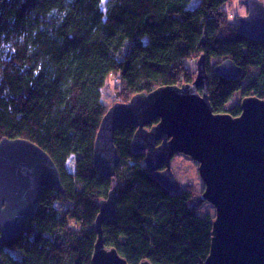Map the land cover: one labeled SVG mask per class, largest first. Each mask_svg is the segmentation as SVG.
I'll use <instances>...</instances> for the list:
<instances>
[{
    "label": "trees",
    "instance_id": "16d2710c",
    "mask_svg": "<svg viewBox=\"0 0 264 264\" xmlns=\"http://www.w3.org/2000/svg\"><path fill=\"white\" fill-rule=\"evenodd\" d=\"M200 1L193 8L192 0H109L103 8L102 0H0V141L40 146L65 189H43L35 217L4 245V264H91L99 203L113 186L117 216L103 224L106 246L129 264H206L215 214H199L194 188L173 193L146 170L145 153L131 149L136 127L116 129L114 179L94 164L110 77L127 102L194 82L190 67L205 55L215 113L239 116L240 103H231L237 93L264 98V40L240 34L231 0ZM213 58H231L241 76L211 74Z\"/></svg>",
    "mask_w": 264,
    "mask_h": 264
},
{
    "label": "water",
    "instance_id": "95a60500",
    "mask_svg": "<svg viewBox=\"0 0 264 264\" xmlns=\"http://www.w3.org/2000/svg\"><path fill=\"white\" fill-rule=\"evenodd\" d=\"M242 4L247 14L237 23L240 34L264 40V2L243 0ZM214 71L229 80L242 74L231 58L219 62ZM209 78L202 55L194 82L137 93L109 107L95 140L94 164L104 176L116 177L121 156L115 134L123 125L137 128L133 153H145L146 170L173 193L182 185L172 160L179 153L190 156L199 164L205 184L195 204L208 202L215 208L206 264H264V98H243L236 117L215 113ZM50 186L65 193L60 169L48 152L27 139L0 141V264H4V245L35 217L42 191ZM117 204L118 187L113 186L99 203L91 264H129L104 240L103 224L116 218Z\"/></svg>",
    "mask_w": 264,
    "mask_h": 264
},
{
    "label": "rangeland",
    "instance_id": "374dc122",
    "mask_svg": "<svg viewBox=\"0 0 264 264\" xmlns=\"http://www.w3.org/2000/svg\"><path fill=\"white\" fill-rule=\"evenodd\" d=\"M109 0H102V7H106ZM243 0H231V4L229 8V14H232L234 19L239 21V18L247 14V8L242 4ZM264 2V0H261ZM200 0H192L191 7H196L200 5ZM127 50V47L125 48V51ZM223 60V58H213L210 61V72L211 74L214 73V67ZM187 64L190 66L191 61L187 60ZM191 71H196L197 74V63L194 65H191ZM256 73L255 66L253 64L249 65L248 68V77H252ZM197 76V75H196ZM118 78L116 77H110L104 88H103V101L107 105V107L113 106L117 102H121L120 96V90L117 89ZM243 100V99H242ZM242 100L240 99V96L235 94L231 98V103L239 102L241 103ZM73 163H70L69 167H73ZM172 168L176 174L177 179L181 183L182 187H192L196 191L197 196L202 194L205 190V184L202 180V177L199 173V164L193 160L190 156H187L185 154H176L172 160ZM58 207L64 208V204H57ZM200 207L199 214L204 215L206 213H214L215 214V208L210 203H201L198 205Z\"/></svg>",
    "mask_w": 264,
    "mask_h": 264
}]
</instances>
